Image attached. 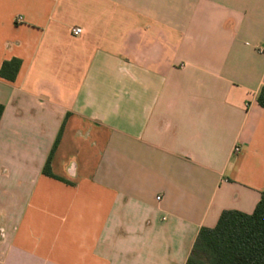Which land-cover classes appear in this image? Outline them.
<instances>
[{
  "label": "crops",
  "instance_id": "0c3cea01",
  "mask_svg": "<svg viewBox=\"0 0 264 264\" xmlns=\"http://www.w3.org/2000/svg\"><path fill=\"white\" fill-rule=\"evenodd\" d=\"M12 59L0 264H187L202 228L255 211L264 0H0Z\"/></svg>",
  "mask_w": 264,
  "mask_h": 264
},
{
  "label": "trees",
  "instance_id": "16d2710c",
  "mask_svg": "<svg viewBox=\"0 0 264 264\" xmlns=\"http://www.w3.org/2000/svg\"><path fill=\"white\" fill-rule=\"evenodd\" d=\"M22 61L3 63L0 77L14 82ZM257 101L264 108V87ZM4 106L0 104V120ZM49 162L44 173L51 175ZM187 264H264V193L252 214L224 211L214 228H202Z\"/></svg>",
  "mask_w": 264,
  "mask_h": 264
},
{
  "label": "built area",
  "instance_id": "2783aa9c",
  "mask_svg": "<svg viewBox=\"0 0 264 264\" xmlns=\"http://www.w3.org/2000/svg\"><path fill=\"white\" fill-rule=\"evenodd\" d=\"M17 21L21 22L22 21V17H18ZM82 33H83V29L80 28V27H74L72 29V35L75 36V37H78V36L82 35ZM239 150H240L239 148H236V152H238ZM157 200L160 201L161 198L158 197Z\"/></svg>",
  "mask_w": 264,
  "mask_h": 264
}]
</instances>
